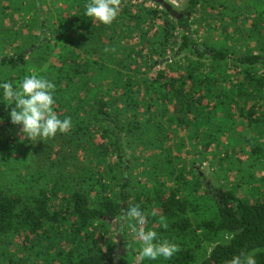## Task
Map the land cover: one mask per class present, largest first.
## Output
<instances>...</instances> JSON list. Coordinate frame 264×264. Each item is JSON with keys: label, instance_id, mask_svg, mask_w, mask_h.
Wrapping results in <instances>:
<instances>
[{"label": "trees", "instance_id": "1", "mask_svg": "<svg viewBox=\"0 0 264 264\" xmlns=\"http://www.w3.org/2000/svg\"><path fill=\"white\" fill-rule=\"evenodd\" d=\"M87 2L0 0V80L45 76L54 112L72 119L32 141L0 102V264H133L116 250L137 204L143 227L179 248L140 264H227L247 251L264 264V0H186L182 17L120 0L110 25L84 16ZM241 140L255 182L243 197L229 176ZM137 146L154 153L129 158Z\"/></svg>", "mask_w": 264, "mask_h": 264}, {"label": "clouds", "instance_id": "2", "mask_svg": "<svg viewBox=\"0 0 264 264\" xmlns=\"http://www.w3.org/2000/svg\"><path fill=\"white\" fill-rule=\"evenodd\" d=\"M119 3L120 0H88L84 16L110 25L119 13ZM55 91V83L38 73L27 74L16 82L0 80V102L12 106L8 113L10 122L20 125L21 132L32 141L53 138L58 132L67 133L72 126L71 117L61 119L54 112ZM2 119L0 117V121ZM146 215L138 204L128 207L121 217L122 228L126 225L136 232L141 258L170 260L178 252V245L161 238L155 230H146L143 227ZM227 264H257L256 254L254 251L240 252L233 255Z\"/></svg>", "mask_w": 264, "mask_h": 264}, {"label": "rangeland", "instance_id": "3", "mask_svg": "<svg viewBox=\"0 0 264 264\" xmlns=\"http://www.w3.org/2000/svg\"><path fill=\"white\" fill-rule=\"evenodd\" d=\"M186 0H164V2L170 4L175 10H177L180 14H183L185 13L186 11L183 9V6H184V3H185ZM218 2H222L223 0H217ZM141 2V0H134V3L137 5ZM227 2H230V0H227ZM239 2V1H238ZM150 5V4H149ZM230 3H228L227 6H229ZM221 11L223 10L222 7L220 6H217ZM44 8H45V12L48 10L47 9V5L45 4L44 5ZM24 12V11H23ZM18 14V13H17ZM22 14V12H21ZM186 14V13H185ZM197 16L199 14H196ZM31 16V15H30ZM217 18H218V23H215V26H217V30L220 31L219 33L216 34V39L218 41H220V33H221V21L223 18L226 17L227 21H228V16L225 14V16L223 17H220L219 15H216ZM3 21V20H2ZM15 20H12L10 22H5L3 24L5 25H8L7 27H9V25L12 27V26H16L17 22H14ZM162 22V21H161ZM247 24L250 23V21L246 22ZM207 24H212V22H208L207 21ZM220 24V25H219ZM233 28H230L229 30L232 31ZM36 31V30H35ZM201 33H203L204 35L207 34V30H206V26L204 25ZM233 34V33H232ZM130 39V38H128ZM234 43V42H232ZM232 45V44H230ZM250 45H254V43H250ZM240 48V47H239ZM244 49H246V46H244ZM10 50V49H8ZM11 53V51L9 52ZM10 121V119H9ZM242 121V120H241ZM243 123H240L238 124V130L239 131H242L244 133L246 132H249V135H254L257 133L258 130H255L254 127H256L257 125L254 123L251 127V123L248 122V121H245L243 120L242 121ZM5 121L2 119V121H0V125L1 124H4ZM179 135L181 136L182 134L179 133ZM247 135V134H246ZM243 139V138H242ZM264 139V137H263ZM262 140V138L260 139ZM224 142H226V139H224ZM223 142V144H224ZM0 143H1V140H0ZM236 144V147L235 149H232L230 150V154L229 155H232L234 158H235V165L233 167V170L230 172V181H233L235 183H238L239 185V188H238V192L240 193V195H242V197L245 195V196H248L251 191H252V188L254 186V183H251L249 182V179H248V176L250 175V167L249 166H242L241 164L239 165V161L240 162H243L244 164H247L248 162H250V159L246 156V155H243V153H240V149L242 147V145H245L246 143L241 140V143L240 144ZM143 146H137L134 150H131L129 149L128 150V157L130 158H134V157H142V156H149L151 157L152 156V150H145L142 148ZM143 154V155H141ZM222 154V153H221ZM242 160V161H241ZM201 171L203 172L204 176H205V179H204V182L208 185V186H211V188H215V187H218L219 186V179L215 173V170H216V167L214 165L211 164V161L209 159H206V160H201ZM195 166H199V164L197 163ZM139 170L141 169H137L135 171V173H137ZM240 172H242V178L240 177ZM263 174V172L261 171H257V176H261ZM222 184V182H220ZM255 185H258V183H256ZM112 236L114 237V233H112ZM119 237H122L123 236H120ZM123 240V239H122ZM124 242V244H123ZM139 247H140V242H139V239L137 237V234L135 233L134 230H132L131 228L128 230V233L126 235V238L125 240L121 241L120 244H119V247L118 249L116 250V252L118 254H122L123 256L127 257V259L133 263V264H140L142 261H145L146 259H143L141 258L140 254H139Z\"/></svg>", "mask_w": 264, "mask_h": 264}, {"label": "water", "instance_id": "4", "mask_svg": "<svg viewBox=\"0 0 264 264\" xmlns=\"http://www.w3.org/2000/svg\"><path fill=\"white\" fill-rule=\"evenodd\" d=\"M158 2L162 3L163 5H165V7L167 8L168 11H170V13L174 16H178V17H182L183 14H180L177 10H175L170 4L164 2V0H157ZM121 239V237H120Z\"/></svg>", "mask_w": 264, "mask_h": 264}]
</instances>
